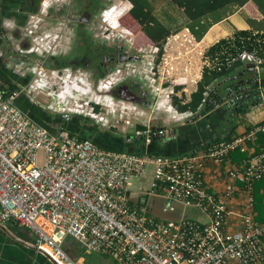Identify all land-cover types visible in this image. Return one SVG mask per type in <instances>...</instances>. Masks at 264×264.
Segmentation results:
<instances>
[{"label": "built area", "instance_id": "built-area-1", "mask_svg": "<svg viewBox=\"0 0 264 264\" xmlns=\"http://www.w3.org/2000/svg\"><path fill=\"white\" fill-rule=\"evenodd\" d=\"M57 2H68L69 6L72 0H41L39 10L54 7ZM108 2L89 20L86 31L100 43L103 40L115 43L125 36L130 39L123 50L126 60H117L112 70L96 79V89L77 70L69 71L71 67L68 72L66 68L49 67L47 57H56L60 52L44 41L43 37L48 36L37 34L38 26L32 22L35 17L42 19L38 12L30 15L26 26H17L19 32L25 27L24 37L21 33L3 36L19 60L10 65L12 72L27 77L28 82L13 91L0 88V224L6 227L15 224L24 229L31 237L29 242L58 264L57 258L67 264H88L83 257L72 256L65 250L67 237L87 254L109 259L107 264H264V220H256L253 194L254 184L264 177V120L250 134L215 141L204 151L180 156L104 149L89 138L71 133L63 124L74 115L96 123L101 129L116 130L123 123L122 130L130 126L133 135L150 143L153 136L164 131L152 129L139 118L145 115L142 109L111 93L125 81L134 82L137 78L146 82L145 89L141 86L146 97L153 99L151 104H158L157 98L164 95L161 110L172 113L176 121L185 122L197 113L179 111L172 100L176 86L183 85L184 93L185 86L199 82L198 74L202 75V71L194 73L192 66L193 60L200 59L205 52L200 42L188 28L173 33L167 37L157 62L158 49L154 45L152 50L150 46L136 47L128 29L121 27L115 17L117 11L124 12L127 4ZM72 10L71 6L68 22L75 17ZM98 18L101 25L96 23ZM118 26L120 33L114 35ZM2 27L9 29L11 24L6 20ZM13 38L18 42L16 47ZM146 51L150 54L145 57ZM193 52L194 56L190 54ZM3 55L0 47V58ZM203 57L198 67L202 66L201 70L213 67ZM236 60L259 73L264 68V57L256 51H243L226 62ZM156 81L158 85L154 84ZM44 93L48 101L42 106L60 117L54 131L35 122L16 104L17 97L24 94L39 105L40 94ZM210 94L211 88L207 87L205 98ZM189 97L177 96L182 104ZM131 118L139 123L133 125ZM256 133L262 136L260 152L244 159L238 170L229 172L231 179L242 183L244 193L237 214L241 228L230 232L226 228L230 214L226 197L213 193L205 183L204 162L207 158L223 161L237 150L245 152L246 140ZM149 166L153 168V181L148 194L156 193L183 209H197L207 214L209 220L183 217L161 220L148 207L133 204L129 193L131 180L141 176ZM233 188L228 184L227 193Z\"/></svg>", "mask_w": 264, "mask_h": 264}, {"label": "crops", "instance_id": "crops-1", "mask_svg": "<svg viewBox=\"0 0 264 264\" xmlns=\"http://www.w3.org/2000/svg\"><path fill=\"white\" fill-rule=\"evenodd\" d=\"M82 3L85 4V9L79 11L73 19H77L79 17L83 18L84 14L85 16L88 15V12L94 14L96 13V11L90 10L88 8V0H78V4ZM34 4V0H0V28L4 21L7 20V22H10L8 19L13 18L15 13L19 14L22 12L26 16V14L33 11ZM130 7L131 4L127 5L126 10H128ZM247 18L257 22L263 19V15L258 11L256 5L252 1L247 2L242 8L236 10L234 13L230 14L220 22L213 24L205 33L203 38L198 40L201 47L204 48V51L206 52L209 47L218 42L220 39L232 36L235 30L251 29L250 25L246 21ZM181 24H185V18ZM255 26L259 28L257 25ZM185 28L186 27L182 29ZM210 32L211 36L215 37L213 41H208L205 38ZM75 35V31H73V43L75 41ZM144 36L150 41V39L145 34ZM3 42L4 41L0 43V47L4 53L3 57L0 58V88L6 91H13L27 84L28 78L19 76L18 74L12 72V67H10V65L14 66L16 63L15 60H13V55L15 52L11 50V46L8 42ZM24 44L27 43L24 42ZM76 44H79V42ZM82 51L78 52V54H85L84 52H86V50L83 52ZM87 53H89V51H87ZM64 58L66 60L68 59V57ZM60 62H62V59ZM193 62L192 71L194 73H200L202 71V66L198 67L200 64L199 59L195 58ZM247 68H250V66L243 63V66H240V68L231 72L230 75H241L243 73V77H254V73L245 70ZM262 69L264 70V68ZM198 76V80H200L201 73L198 74ZM260 77L264 78L262 74ZM218 82L209 86L211 88V92ZM129 83H131V81ZM135 83L140 84L139 81H134L131 83V85L134 84V86H136ZM154 84L158 85V81H156ZM187 86L190 87V91L193 92L196 90L197 84H189ZM137 87L138 86H136V88ZM27 99L30 101L29 103L31 105V100L29 98ZM207 99L208 100L206 103H204V105L198 110L195 116L185 122H178L173 117L166 116V114H164L165 111L161 110L160 105L162 102H158V104L156 103L155 107L154 105L151 106V103L153 102L151 97H146L140 101H133V104H137L136 106L138 109H142L145 113V115L140 116L139 118L148 122L152 129H161L164 131V134L156 136L157 139L153 141L151 145H149L150 143H145L144 140V143L138 142L135 144L133 142L132 148L140 146L144 150L150 151L152 154L163 156H180L183 154L192 153L194 151H204L212 142L228 140L235 136H243L254 132L258 125L264 120V101H261L248 109H243V111L238 112L237 110L234 111V105H230L227 108L224 106H215L213 103V95ZM23 100L24 99H22V102ZM39 101V105L34 103L32 106L39 109L41 115L44 116V119H46V121L44 120V125L48 126L49 124L48 127H51L50 129L54 131L55 126L59 123V120L58 118L53 117V114L44 106H42V104L47 103L48 101L46 96H40ZM154 114H156L158 117L153 118ZM154 120H156L155 123ZM66 122L68 126L67 128H69V130L78 137L93 138L96 134L105 132L99 131L97 126L88 125L90 124L89 121L79 115L73 116V118ZM124 137L126 138V136ZM261 143L262 136L260 133H256V135H254L252 138L246 140L247 150L245 152H240L237 150L232 152L229 157L223 161L218 162L211 158H207L204 162L202 173L205 183L213 193L217 195H224L226 197V206L230 212V214L227 216L226 228L230 232L239 230L241 228V220L237 214H239L241 211L240 208L244 199V193L242 191V183L238 179H231L229 177V172L238 170L244 159L258 154L260 152ZM152 181L153 168L149 166L141 176L132 178L129 193L131 202L133 204L141 206V198L145 197L147 199L146 202L151 200L152 206L150 207V211L158 212L157 209L161 206V203H159L158 200L162 199L163 197L155 195L156 193L153 195L148 194L151 189ZM228 184H231L234 187L231 193H227ZM253 194L256 220L263 221L264 177L254 184ZM187 213L190 217H192V219L195 220L203 222H207L209 220V216L207 214L202 213L194 208H188ZM7 228L14 232L17 236L23 238L24 232H22V228L16 226L15 224H8ZM71 248L72 247H70V249ZM65 249L68 251L67 244ZM0 264L53 263L38 251L26 247L25 245L13 240L0 229Z\"/></svg>", "mask_w": 264, "mask_h": 264}, {"label": "trees", "instance_id": "trees-1", "mask_svg": "<svg viewBox=\"0 0 264 264\" xmlns=\"http://www.w3.org/2000/svg\"><path fill=\"white\" fill-rule=\"evenodd\" d=\"M128 1L131 4L129 11L127 13H125V11L120 15L118 13L117 19L120 21L119 18L121 19L123 16H127V19H132L134 22H137L140 27V31H142L158 49L156 57L157 62L160 59L163 51V45L167 37L178 32L184 27L188 28L197 40H201L213 24L225 19L236 10L242 8L249 1H252L256 5L258 11L263 15V19L258 22L247 18L246 21L250 25L251 29L235 30L232 36L220 39L206 50L205 57L208 58L213 67L205 66L203 68L201 79L197 83L196 90L191 92L187 102L182 104L180 103L179 98L173 97V104L181 112L187 110L193 113L198 112L199 108L202 107V105H204V103L208 100L205 98L207 87L220 81L222 78L224 79L228 77L231 72L237 70L240 66H243L241 61L236 60L227 63V59L231 60L243 51L249 53L256 51L260 57H264V0H170L171 6L181 10L185 18V24L178 26L174 30H172V24L175 22V19H172L169 16L168 22L161 21L155 15L153 0ZM34 2L37 5L40 0H34ZM127 32L136 36L132 29H128ZM205 38L208 41H213L215 37H212L210 32ZM64 66L65 65H62V67ZM262 67H264V63L262 64ZM175 88L179 89L180 85ZM210 96H212V94H210ZM27 98L28 97L24 94H20L16 99L17 106L20 107L35 122L44 125V120L46 121V119H44V116L41 115L39 109L32 106V104H34L33 102L30 105V101ZM22 99L25 101L23 100L22 102ZM237 111H243V106L240 105ZM63 124H65L66 128L68 127L67 122ZM80 138H89L99 147L104 149L126 151L137 154L148 153L149 155H157L144 150L140 146L132 148L133 142L136 144L138 142H143V140L126 141L125 137L119 135L114 136V134L109 132H100L93 138ZM156 139L157 138L151 139L149 145H151ZM23 232V239L30 241L31 237L24 229Z\"/></svg>", "mask_w": 264, "mask_h": 264}, {"label": "rangeland", "instance_id": "rangeland-1", "mask_svg": "<svg viewBox=\"0 0 264 264\" xmlns=\"http://www.w3.org/2000/svg\"><path fill=\"white\" fill-rule=\"evenodd\" d=\"M84 1V0H83ZM87 1V0H86ZM88 8L90 10H93V11H97L95 14L93 13H87L88 15L84 16L83 17H87L89 18V20H93V17L101 10L103 9V7L107 6L109 4L108 0H88ZM115 4L119 3L120 6H122V4H127V5H130L129 1L128 0H115L114 2ZM153 4L155 6V15L161 19L162 21L164 22H168V18L169 16L172 18V19H175V22L172 24V30L176 29L178 26L182 25V21L184 20V16L181 12V10L177 9V8H174L173 6H171L170 4V0H153ZM52 5V4H51ZM54 7H51V8H44L43 11L42 10V5H40V8L41 10H39V8L36 10V11H31L29 12L27 15H26V18H25V21L23 23L24 26L27 25V22L30 18V15H32L33 13H37L38 11V14H39V17L42 18V19H38L37 17H35L33 19V24H36L38 26L37 28V34L40 35V36H48L47 37H43L44 38V41H46V43L48 45H53V48L54 49H59V52L60 54L57 57V58H52L51 56L47 57V62H48V65L50 68H55V67H58V68H66L67 69V72H68V65L70 66V63L68 62V64H66L65 66L66 67H62L59 62L60 60H65L64 57H74L76 55V53L73 51L74 49H70L71 45H72V35H73V31L74 28L76 27V24L74 21H70L68 22L67 21V16H68V9L71 8L70 6H72V14L74 16H76V14L79 12V11H82V9L84 10V6L85 4H78V0H72L71 3H69V6H68V2L67 3H55L53 5ZM82 7V8H81ZM127 7V6H126ZM46 9V10H45ZM50 9V10H49ZM45 10V11H44ZM126 10V9H125ZM124 10V11H125ZM42 12V13H41ZM47 12V14H45ZM123 12L119 11V15L122 14ZM127 13V12H125ZM166 13V14H165ZM83 14V13H82ZM125 15V14H124ZM53 19V21H51ZM118 20V19H117ZM120 21V26L121 27H125V28H128V29H132L134 32H135V35L136 36H133L132 40L134 42V45L136 47H144V48H147L150 46V49L152 50V46H153V43L150 42L149 40H147L144 36V33L140 31V27L138 26L137 22H134L132 19L129 20L127 19V16H123L121 19L119 18ZM65 26H63V24ZM96 23L97 24H100L101 25V20L98 18L96 20ZM21 25V26H23ZM85 26V25H84ZM25 28V27H24ZM24 28L22 30H20V32L17 30V32L20 34L23 35V31H24ZM83 31L85 32L86 31V27H84ZM180 31V30H179ZM118 33H120V27L118 26V29L114 31V35H117ZM24 37V35H23ZM15 38L12 39V42L15 44L14 46L16 47V45L18 44L17 41L14 40ZM130 39V36H125L124 39H121V41H114L115 43L112 42V40L110 41H107V40H103L101 45H97L98 48H96V50H98L97 52L101 51L103 53H110L113 49L111 48V46L113 45H119V47L121 48V50H124V49H127L125 48V45L126 43H129L127 42V40L129 41ZM25 42H27L26 40H24ZM75 42H79L78 39L77 41L75 40ZM75 45V44H74ZM74 45L72 47H74ZM60 47V48H59ZM68 50H71L72 52H69L68 53ZM83 51H85L86 49H82ZM81 50V51H82ZM116 50V49H115ZM149 50V48H148ZM82 51V52H83ZM136 52V50H134ZM16 54V53H15ZM13 55V60H15V62H19V60L16 58V55ZM150 54V51H146L144 53V56H148ZM191 55H195V52L193 53H190ZM69 55V56H68ZM198 55V54H197ZM153 56V55H152ZM199 56V55H198ZM205 56V52H203L201 55H200V61H203L204 60V57ZM151 57V56H150ZM150 61H152V59H149ZM77 65H75L74 69L70 68L69 71H75L77 70L78 73H81V76L83 77V79H85V81H88L89 83H91V87L94 89H96L97 85H96V79H98L99 77L97 78H93V75L95 74L93 71H91L90 69L86 68V67H82L81 64H79V61L78 63H76ZM115 66V64L109 66V70H112L113 67ZM263 75L264 77V70L262 69L260 71V75ZM106 75V74H105ZM134 80V78L132 79ZM131 80H127L125 81L126 83H128V85H130V87L136 91H140L139 88H136L134 86L131 85V83H129ZM136 81H139V85H142L145 89L146 87V82L143 80V79H140L137 78ZM185 82H187V80H185ZM175 87V85H174ZM184 88H187L186 92L183 93V85L180 86L179 89H176L174 88V93H175L178 97H184L185 95V98L189 97L190 96V87L188 86H185ZM113 91V90H112ZM111 91V92H112ZM40 95H43V96H47V94H40ZM176 95H173V97H177ZM112 96V95H111ZM187 96V97H186ZM164 98V95H160V97L157 98V101L159 103L162 102ZM131 101V100H129ZM133 103V101H131ZM134 105H137V104H134ZM151 106H153V104H151ZM155 107V105H154ZM53 114V117H56V118H60L58 117L56 114L52 113ZM164 114H166V116H171L173 117V114L172 113H167V112H164ZM76 116V115H74ZM154 117H158L156 114L153 115V118ZM152 118V119H153ZM185 119V118H183ZM88 121V120H87ZM130 121L133 123V125H136L139 123V120L137 119H133L131 118ZM156 120H154V123H155ZM89 123L88 125H94L96 126L97 124L90 121L89 120ZM120 127L116 130H109V129H101V128H97L99 131H105V132H109L111 134H114V136H117V135H121V136H128V135H133V132H132V128L130 126H125V130H122V125L123 123L119 124ZM181 208L182 206L180 204H178ZM183 209V208H182ZM187 211L184 210V212ZM160 213V212H159ZM179 217V209H177L175 212L173 213H165V214H160V216H158L157 218L158 219H176ZM23 232V231H22ZM66 244L68 245V250H71L69 253L72 255V256H77V257H83L85 259V261L88 263V264H107L109 262V259H107L106 257H103L99 254H87L84 249L79 245L77 244L71 237H67L66 240H65V247H66ZM70 247H72L70 249ZM43 255V254H42Z\"/></svg>", "mask_w": 264, "mask_h": 264}, {"label": "water", "instance_id": "water-1", "mask_svg": "<svg viewBox=\"0 0 264 264\" xmlns=\"http://www.w3.org/2000/svg\"><path fill=\"white\" fill-rule=\"evenodd\" d=\"M118 61H125L126 60V53L121 52L119 53ZM248 71L255 74L254 77H243V73L229 75L228 77L222 79L216 86L214 87L213 91L211 92L214 96L213 103L218 104L219 106L229 107L230 105H234V111L238 109L240 105L243 106V109H248L251 106L264 101V78L260 77V73L255 71L252 68H247ZM156 137L153 136L152 139ZM130 140H143V137L140 136H126V141ZM146 198H141V206L148 207L150 211V207L152 206L151 200L146 202ZM161 203V206L157 209L158 212H151L150 213L155 216L156 218L160 216V214L165 213H173L177 209H179V217L176 219H161V220H179L181 217L187 219H192L187 213L184 212L186 209H182L176 203H170L166 199L162 198L158 200ZM153 209V210H154ZM183 210V211H182ZM160 212V213H159ZM0 229L5 232L10 238L13 240L25 245L26 247L32 248L39 253L46 256L53 264H58L55 262L48 254H46L41 249L35 247L29 240H25L19 236H17L14 232L10 231L6 226L0 224ZM27 235V234H25Z\"/></svg>", "mask_w": 264, "mask_h": 264}, {"label": "flooded vegetation", "instance_id": "flooded-vegetation-1", "mask_svg": "<svg viewBox=\"0 0 264 264\" xmlns=\"http://www.w3.org/2000/svg\"><path fill=\"white\" fill-rule=\"evenodd\" d=\"M40 5H41V0L37 5L34 4L33 10L36 11L38 8L40 9ZM25 17H26L25 14L22 12H20L19 14L15 13L13 18L8 19L10 20L9 23L11 24V27H9V29H5L4 27L1 26L0 43H2V41H4L3 43H7V41L3 38L5 33L8 34V37L10 36L14 37V36L19 35L18 32L16 31V28L17 26L23 25L25 21ZM72 21H74L76 24V27L74 28L75 34H76L75 40L77 41L78 39L79 44H76L78 42H75V41L73 43V39H71L72 45L70 49L71 50L74 49L73 51L76 53V55L74 57H69V59L67 60L66 59L62 60V62H59V64L66 65L69 62L70 66L68 65V67H71L74 69L75 65H77L76 63H78L79 61V64H81L82 67H86L95 73L93 75L94 79L99 76H102L105 73V71L109 69L108 68L109 66L116 63L117 59L119 58V53L125 52V51L121 50L119 45H113L111 46L113 50L110 53H103L101 51L97 52L98 51L96 50V48H98L97 45L99 46L101 45V43L93 40L91 35H89L87 31L85 32L83 31L84 27L89 22L88 16L83 17V18L79 17L77 19H72ZM73 45L74 47H72ZM83 48L86 49V52H84L85 54H78V52H80ZM71 50H68V53L72 52ZM87 51H89V53H87ZM57 57L60 58V56H56L53 58H57ZM132 82L133 81H131V83ZM135 85L138 86L137 88H139L140 91L137 92L136 90L132 89L130 85H128V83L125 82L115 87L111 93L115 97L124 98V99L131 100V101H136V100L140 101L141 99H145L146 93L143 91V87L139 85L138 83L137 84L135 83ZM132 86H134V84H132ZM136 86H134L135 89H136ZM263 87H264V84H263Z\"/></svg>", "mask_w": 264, "mask_h": 264}, {"label": "bare ground", "instance_id": "bare-ground-1", "mask_svg": "<svg viewBox=\"0 0 264 264\" xmlns=\"http://www.w3.org/2000/svg\"><path fill=\"white\" fill-rule=\"evenodd\" d=\"M118 13H119V11H117V12L115 13V17H116V18H117ZM127 34H128V35H131V37L134 36L133 34H130V33H128V32H127ZM204 39H205V38H204ZM43 248H44L47 252L51 253V251H50V249H49L48 247L43 246ZM57 259L59 260L60 264H67L66 261H64L63 259H60V258H57Z\"/></svg>", "mask_w": 264, "mask_h": 264}, {"label": "clouds", "instance_id": "clouds-1", "mask_svg": "<svg viewBox=\"0 0 264 264\" xmlns=\"http://www.w3.org/2000/svg\"><path fill=\"white\" fill-rule=\"evenodd\" d=\"M130 9V8H129ZM129 11V10H128Z\"/></svg>", "mask_w": 264, "mask_h": 264}]
</instances>
